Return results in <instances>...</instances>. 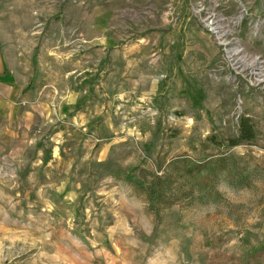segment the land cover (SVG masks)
I'll return each instance as SVG.
<instances>
[{"label":"rangeland","instance_id":"374dc122","mask_svg":"<svg viewBox=\"0 0 264 264\" xmlns=\"http://www.w3.org/2000/svg\"><path fill=\"white\" fill-rule=\"evenodd\" d=\"M249 3L0 0V264H263L264 9ZM240 116L257 139L222 149L207 198L194 187L157 219L112 175L138 166L149 184L166 154L160 173L182 181Z\"/></svg>","mask_w":264,"mask_h":264},{"label":"trees","instance_id":"16d2710c","mask_svg":"<svg viewBox=\"0 0 264 264\" xmlns=\"http://www.w3.org/2000/svg\"><path fill=\"white\" fill-rule=\"evenodd\" d=\"M252 125L248 116H240L238 119L239 130L237 137H228L219 130L208 134L196 150L199 149L203 153L212 150L209 153L210 156L208 158L201 156L187 160L179 171L182 181H179L176 175L172 177L170 172L165 177L160 173L165 166L168 165L170 167L172 164H177V161H174L177 158L167 159L168 161L166 162V154L162 156L157 154L154 162L156 171L153 173L149 184H143L135 178V171L139 168L138 166L126 171L116 169L112 175L115 178H122L132 186L136 193L143 195L146 198L147 211L153 214L155 218L160 219L162 208L170 207L174 204H185V200H190L195 196L192 192L194 187L204 191L203 198L200 195L195 196L198 200L207 198L214 193L216 173L227 167L226 157L222 154V149L253 144L257 139V130ZM193 148L195 149V147ZM175 180L177 182L176 191L168 195L165 184ZM234 261L235 257L231 254L213 253L206 264H231Z\"/></svg>","mask_w":264,"mask_h":264},{"label":"crops","instance_id":"0c3cea01","mask_svg":"<svg viewBox=\"0 0 264 264\" xmlns=\"http://www.w3.org/2000/svg\"><path fill=\"white\" fill-rule=\"evenodd\" d=\"M251 5H253V10L254 12H258V11H262L264 9V0H252V3H249ZM260 5V6H259ZM3 83L0 82V86L2 85ZM6 89H9V86H7L6 84H4V86ZM3 112L0 111V116L3 115L2 114Z\"/></svg>","mask_w":264,"mask_h":264}]
</instances>
